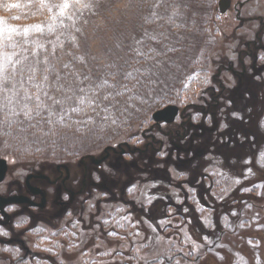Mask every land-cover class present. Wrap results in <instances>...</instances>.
I'll return each mask as SVG.
<instances>
[{"label":"rangeland","instance_id":"rangeland-1","mask_svg":"<svg viewBox=\"0 0 264 264\" xmlns=\"http://www.w3.org/2000/svg\"><path fill=\"white\" fill-rule=\"evenodd\" d=\"M71 1L6 0L0 16L43 26ZM146 1L127 36L95 33L93 57L0 44V197L32 198V175L46 201L0 211V264H264V0ZM167 105L176 120L153 122Z\"/></svg>","mask_w":264,"mask_h":264},{"label":"trees","instance_id":"trees-1","mask_svg":"<svg viewBox=\"0 0 264 264\" xmlns=\"http://www.w3.org/2000/svg\"><path fill=\"white\" fill-rule=\"evenodd\" d=\"M5 1L0 0V9H2L1 5L6 3ZM148 6L149 4L146 0H112L110 3H108V0H72L68 4L67 9L64 12L62 11L63 13L61 15L51 16V19L43 26L37 25L43 31L41 35L36 37L31 36L23 40L19 38V32L28 30L29 28L31 29L30 32H33L34 28L37 30V26L31 23H22L18 27V25L16 26L10 23L11 18L6 19L3 15L0 16V44L4 47L8 46L10 50L18 48L16 47L17 43H24L28 47L33 45L35 47L40 43L42 44V49L61 46L57 52V56L60 55L61 57L59 61L61 66L63 64L62 62L67 58L70 60L76 59L75 55L77 53L75 52L80 43L88 53L89 49L91 50L89 53H92L91 57L96 56L97 54H93L94 47H91V44H97L98 41L96 40L95 33L99 37V43L104 45H107L112 39H118L121 36L119 31L124 32L127 36L129 34L128 32H130L128 28L133 27L138 22L139 15H144L146 7ZM35 13H37L36 10ZM119 25H125V27H118ZM12 35H15L13 36L15 37L13 41H11ZM55 36H58L57 40L51 41ZM92 59H96L93 67H100L97 74L99 73L101 76L107 73L108 67L106 65L110 63V60L106 56L105 58L104 56H99ZM133 61L132 58L127 57L120 62V65L114 66L122 74L121 78L118 79L115 77L116 80L111 82L114 87L119 88L122 81L124 82L122 78L124 72L131 69ZM63 67L66 66L63 65ZM91 67L92 65L88 67L89 71H91ZM88 70L84 72L87 74L89 73ZM104 76L106 77V75ZM101 107L102 105L99 108ZM86 109L88 110L89 107Z\"/></svg>","mask_w":264,"mask_h":264},{"label":"water","instance_id":"water-1","mask_svg":"<svg viewBox=\"0 0 264 264\" xmlns=\"http://www.w3.org/2000/svg\"><path fill=\"white\" fill-rule=\"evenodd\" d=\"M230 6V2L229 0H221L218 4V10L221 14L225 13L227 11V9ZM176 115L175 112V108H166L162 111L156 112L153 115V119L155 121H167V122H172V120L174 119ZM7 171V164L6 161L3 159H0V183L4 180L5 174ZM33 193H39L34 191L33 189H30ZM11 204H30L32 207H38L36 204L31 203L27 198L23 197V196H14L11 198H1L0 197V209L3 208V206H7V205H11ZM44 205L41 204L40 207H42Z\"/></svg>","mask_w":264,"mask_h":264},{"label":"snow or ice","instance_id":"snow-or-ice-1","mask_svg":"<svg viewBox=\"0 0 264 264\" xmlns=\"http://www.w3.org/2000/svg\"><path fill=\"white\" fill-rule=\"evenodd\" d=\"M9 7H18V5L17 4H11V5H9ZM65 7H66V5H65ZM6 59L10 60L11 57H6ZM4 71H5L4 66L0 65V80H2V81L7 80V77L3 75ZM32 71L34 72L35 70L33 69ZM45 79H47V77H45ZM81 91L84 92L83 89H81ZM78 99H79V103L81 105L91 104L94 102L90 97L87 96V93H85L84 96H81ZM76 110H78V109H73V111H76ZM25 115H28V113H25Z\"/></svg>","mask_w":264,"mask_h":264},{"label":"flooded vegetation","instance_id":"flooded-vegetation-1","mask_svg":"<svg viewBox=\"0 0 264 264\" xmlns=\"http://www.w3.org/2000/svg\"><path fill=\"white\" fill-rule=\"evenodd\" d=\"M26 180H28V183L30 184V185H32L31 184V180H33L32 179V175L31 176H28L27 177V179ZM26 180H25V185H27L26 184ZM33 186V185H32ZM33 190L34 191H39L40 189L37 187V186H33ZM26 189H27V194L28 195H30L29 197H32V198H30V200L31 201H33V202H35L34 200H33V198H37V197H40V201H41V203H42V200H44L45 201V196H44V193H33L31 190H29L27 187H26ZM41 191V190H40ZM42 192V191H41ZM36 204H37V202H36ZM40 204V203H39ZM45 205H46V201H45V203H44ZM60 206H62V205H60ZM33 208H37V207H33ZM1 212H2V210H0Z\"/></svg>","mask_w":264,"mask_h":264},{"label":"bare ground","instance_id":"bare-ground-1","mask_svg":"<svg viewBox=\"0 0 264 264\" xmlns=\"http://www.w3.org/2000/svg\"><path fill=\"white\" fill-rule=\"evenodd\" d=\"M169 106V105H168ZM165 107V106H164ZM164 107H162L161 109H159V110H156V111H154L153 113H152V115H151V119H152V121H154V119H153V115L156 113V112H159V111H161ZM175 120H176V118H175ZM172 124V123H171ZM26 205V204H25ZM4 207V206H3Z\"/></svg>","mask_w":264,"mask_h":264}]
</instances>
